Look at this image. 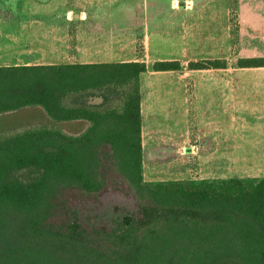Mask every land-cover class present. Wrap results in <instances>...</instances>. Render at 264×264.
I'll list each match as a JSON object with an SVG mask.
<instances>
[{
	"label": "trees",
	"instance_id": "1",
	"mask_svg": "<svg viewBox=\"0 0 264 264\" xmlns=\"http://www.w3.org/2000/svg\"><path fill=\"white\" fill-rule=\"evenodd\" d=\"M238 68L264 67V57ZM188 70L225 69V60ZM103 64L0 66V115L40 107L46 126L0 137V264H264V177L143 180L141 77L180 71ZM105 193L134 200L112 225L85 215Z\"/></svg>",
	"mask_w": 264,
	"mask_h": 264
},
{
	"label": "rangeland",
	"instance_id": "2",
	"mask_svg": "<svg viewBox=\"0 0 264 264\" xmlns=\"http://www.w3.org/2000/svg\"><path fill=\"white\" fill-rule=\"evenodd\" d=\"M172 1L109 5L117 10L126 6L130 15L115 19L130 27L108 42L106 50L115 55L106 60L148 66L179 61L182 67L141 77L145 184L264 177V67L236 65L239 58L264 57V31L251 28L252 18L237 10L240 2L235 0L227 1V10L225 0H179L174 10ZM255 17L264 24V10ZM68 57L63 60L70 62ZM211 60H225L226 68H187L189 62ZM38 126L78 135L87 123L53 121L40 107L0 115V137ZM92 207L85 215L108 225L136 213L134 200L114 193L103 194Z\"/></svg>",
	"mask_w": 264,
	"mask_h": 264
},
{
	"label": "crops",
	"instance_id": "3",
	"mask_svg": "<svg viewBox=\"0 0 264 264\" xmlns=\"http://www.w3.org/2000/svg\"><path fill=\"white\" fill-rule=\"evenodd\" d=\"M116 1L0 0V66L131 62L106 60L115 55L106 50L108 42L115 39L114 34L130 27L126 20L122 24L118 20L120 25L116 23L117 16L130 15L126 6L119 10L109 6ZM178 1H172L173 10L177 9ZM235 1L240 2L237 10L252 18L251 28L257 31L260 27L259 31H264V24L253 18L264 10L261 0ZM43 56L50 60H37ZM65 57L70 62H65Z\"/></svg>",
	"mask_w": 264,
	"mask_h": 264
}]
</instances>
